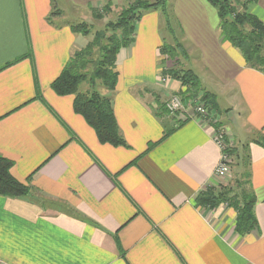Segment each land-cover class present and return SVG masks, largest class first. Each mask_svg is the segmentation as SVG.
I'll list each match as a JSON object with an SVG mask.
<instances>
[{
	"label": "crops",
	"instance_id": "0c3cea01",
	"mask_svg": "<svg viewBox=\"0 0 264 264\" xmlns=\"http://www.w3.org/2000/svg\"><path fill=\"white\" fill-rule=\"evenodd\" d=\"M133 1L0 0V156L29 187L25 197L0 196V264H264V73L221 38L207 1L171 0L168 10L188 44L185 67L214 95L234 146L227 179L213 176L209 129L164 107L184 87L160 80L159 10L144 12L118 51L114 91L100 89L125 146L101 143L73 95L51 88L87 43L70 15ZM248 11L264 23V0ZM207 187L251 191L256 227L236 232L227 203L197 206Z\"/></svg>",
	"mask_w": 264,
	"mask_h": 264
},
{
	"label": "trees",
	"instance_id": "16d2710c",
	"mask_svg": "<svg viewBox=\"0 0 264 264\" xmlns=\"http://www.w3.org/2000/svg\"><path fill=\"white\" fill-rule=\"evenodd\" d=\"M205 1L217 11L221 38L239 50L246 66L264 73V23L248 11V5L256 0ZM167 2L168 0H135L123 6L115 20H109L103 30L93 33L92 40L73 51L59 76L51 83V88L57 95H73V110L93 128L101 143L126 145L113 113L111 96L100 93V89L110 94L114 91L117 82V53L120 48L129 46L133 41L136 23L144 12L161 11L165 26L172 33ZM110 8L111 3H106L102 11L108 13ZM93 12L98 18L101 17L96 15V11ZM53 14L58 13L53 11ZM71 29L75 33L89 34V29L82 23L71 25ZM159 55L163 57L161 74L180 82L184 87L183 91L178 92L183 101L199 97L201 101L216 107L213 94L206 91L201 94L204 89L191 69L175 67L179 64L180 56L187 57L181 43L171 45L163 41L159 47ZM166 61H171L174 67L166 68ZM83 85L86 87L82 88ZM256 142L264 148V137ZM11 166L10 160L0 156V196L25 197L29 193V187L12 176ZM244 183L246 180L236 182V185L240 188ZM222 202L233 206L237 211L234 225L236 232L244 234L256 227L253 213L255 197L251 191L241 188L238 193H234L230 187L219 191L207 187L195 198V204L203 207H214Z\"/></svg>",
	"mask_w": 264,
	"mask_h": 264
},
{
	"label": "rangeland",
	"instance_id": "374dc122",
	"mask_svg": "<svg viewBox=\"0 0 264 264\" xmlns=\"http://www.w3.org/2000/svg\"><path fill=\"white\" fill-rule=\"evenodd\" d=\"M145 1L151 2V1H154V0H145ZM170 2H171V0H168V2H167V9H169V10L172 7V3L170 4ZM168 3L170 4L169 6H168ZM123 6H125V5H121V6H118V7L111 6V8H110L111 10L108 13L107 12H103L102 11V8H97V9H93V10L88 9V10H85V11H82V12L73 13V14L70 15L69 18L71 19V22L73 24H80V23H82L83 25H85V28H88L89 29V34L88 35H85V36H87L86 39H87V42H88V41L92 40L93 33L96 30H103L105 28L106 23L109 22V20H115V18L117 17V14L119 12V10ZM169 10H167L168 13H169ZM93 11H96V15H98V16L101 15V17L98 18L97 16H95ZM160 13H161V11H160ZM171 20H172V18L170 19V22H171L170 23V30L172 31V33H170L169 30L166 28L165 21H164V17L161 20L160 30L162 31L163 36H164L163 41H165V42H167V44L169 43L171 45H174L175 42H179V43H181L183 45V48H184V50H185V52L187 54V57H181L180 56L179 59H178L179 64H176L175 67H178L179 69L186 70V67L187 66L185 67V63H187L188 61H190V59L188 58L189 57V48H187L188 47V44H186L185 42H183V39H182V36L180 35L179 30L177 29V26H175L176 23H172ZM163 41L161 40V44H162ZM184 44H186L187 47ZM157 58H158V63L160 65L161 69H162L163 66H162L161 63H162V58L163 57L161 55H159V57H157ZM165 58H166V56H165ZM164 66L166 68H172V67H174V65H172V62L171 61H166V63H165ZM115 70L117 71V69H115ZM202 70H204V69H202ZM202 70H201V73L204 72ZM161 77H166L167 79L169 78V76H167V75L165 76V75H162V74H161ZM203 77H204V75H203ZM160 80H161V78H160ZM198 80H199V77H198ZM199 82H200V80H199ZM200 85H201V82H200ZM84 87H86V86L83 85L82 88H84ZM204 91L205 90H202L201 94ZM201 94L199 93V95H201ZM172 95H173V93L172 94L170 93V94L165 95L163 97L164 98L163 99L164 103L166 101H168L171 98ZM227 99L229 100V97H227ZM205 104H206V108L208 109V113L211 115V117L213 118V120H215V121L217 120L215 122L216 125H217V127H220V128L224 127V125L219 122V119H218V116L219 115L217 114L218 113L217 112V108L216 107H213L212 104H211L212 105L211 106L210 103H205ZM180 114L182 116L184 115V113H180ZM224 130H225V128H224ZM227 136H228V134H227ZM230 147H231L230 153H231V158H232L230 166L232 167V165H233V157H234L233 156L234 146L232 144H230ZM230 180H232V177L230 178ZM230 180H229V182H230Z\"/></svg>",
	"mask_w": 264,
	"mask_h": 264
},
{
	"label": "built area",
	"instance_id": "2783aa9c",
	"mask_svg": "<svg viewBox=\"0 0 264 264\" xmlns=\"http://www.w3.org/2000/svg\"><path fill=\"white\" fill-rule=\"evenodd\" d=\"M166 77H161V81L165 82ZM164 107L168 114L184 113V118L197 120L210 131L211 140L219 149V159L214 168L213 176L216 179L225 180L231 173V153L230 142L224 128L217 127L216 121L213 120L208 113L206 104L199 98L183 101L179 95L173 94L171 98L164 103ZM228 176V177H227Z\"/></svg>",
	"mask_w": 264,
	"mask_h": 264
}]
</instances>
